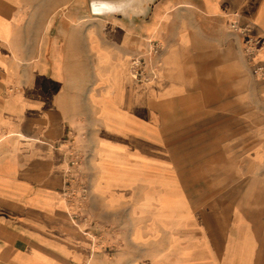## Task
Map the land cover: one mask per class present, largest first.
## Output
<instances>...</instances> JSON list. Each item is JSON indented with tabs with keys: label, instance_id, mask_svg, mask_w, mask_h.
Listing matches in <instances>:
<instances>
[{
	"label": "crops",
	"instance_id": "obj_1",
	"mask_svg": "<svg viewBox=\"0 0 264 264\" xmlns=\"http://www.w3.org/2000/svg\"><path fill=\"white\" fill-rule=\"evenodd\" d=\"M66 1L0 0V264H83L89 252L60 198L63 171L51 144L64 132L66 116L51 96L62 78L51 57V12ZM138 20L132 31L160 46L152 83L131 86L126 72L116 91L114 72L126 57L92 45L102 83L89 95L101 124L96 186L140 171L145 163L137 150L158 144L156 135L169 126L180 132V124L203 118L209 132L255 133L259 140L247 148L255 167L251 183L219 195L226 222L218 251L205 246L202 256L189 254L183 264H264V78L251 73L244 37L228 25L235 20L264 35V0H153ZM29 21L40 23L30 34ZM256 57L264 62V47ZM228 113L250 126H229Z\"/></svg>",
	"mask_w": 264,
	"mask_h": 264
},
{
	"label": "rangeland",
	"instance_id": "obj_2",
	"mask_svg": "<svg viewBox=\"0 0 264 264\" xmlns=\"http://www.w3.org/2000/svg\"><path fill=\"white\" fill-rule=\"evenodd\" d=\"M139 17L93 13L90 0H67L52 6L51 57L58 60L62 78L61 89L51 96L56 109L66 116L64 132L51 144L62 165L60 198L69 220L89 243L83 264H183L189 254L202 256L205 246L218 251L219 226L226 222L220 214V192L243 189L255 173L247 148L259 135L209 132L207 122L195 118L191 124H180L176 128L180 132H172L169 126L167 132L156 135L158 144L137 150L145 164L140 171L132 169L127 180L96 186L101 124L98 107L92 105L89 95L98 92L102 83L95 76L92 45L108 50L112 58L126 57L123 69L114 72L116 91L123 88L126 72L131 86L152 83L154 77L140 84L130 75L134 56L144 59L147 71L152 68L157 73L148 39L132 31ZM39 24L25 22V31L30 34ZM228 115L229 126L246 129L251 124L249 119L237 122ZM211 124L218 125L219 120L213 119ZM71 159H75L74 166ZM68 168L74 177L71 195L64 193ZM81 183L87 188L83 197L78 190ZM205 210L210 214L208 211L206 216ZM90 255L93 261L87 263Z\"/></svg>",
	"mask_w": 264,
	"mask_h": 264
},
{
	"label": "built area",
	"instance_id": "obj_3",
	"mask_svg": "<svg viewBox=\"0 0 264 264\" xmlns=\"http://www.w3.org/2000/svg\"><path fill=\"white\" fill-rule=\"evenodd\" d=\"M230 29L241 33L244 37L243 42V53L250 63L251 73L258 78H264V62L260 61L256 55L259 50L264 47V35H258L252 31L249 25H239L237 21L231 20L228 22ZM150 52L155 56L159 49V43L156 40H149ZM159 63V62H158ZM130 75L133 81L137 83H144L148 81L151 77H155V70L150 68L149 71L145 69L144 59L141 56H134L131 59ZM71 166L75 165V159L70 160ZM68 175L64 183V193L71 195L74 193L73 181L74 177L71 178V169L68 168ZM80 196L86 194L87 188L84 183H81L78 187Z\"/></svg>",
	"mask_w": 264,
	"mask_h": 264
},
{
	"label": "water",
	"instance_id": "obj_4",
	"mask_svg": "<svg viewBox=\"0 0 264 264\" xmlns=\"http://www.w3.org/2000/svg\"><path fill=\"white\" fill-rule=\"evenodd\" d=\"M153 0H90L93 13H121L124 16H142L147 13ZM134 5H140L138 11L132 10Z\"/></svg>",
	"mask_w": 264,
	"mask_h": 264
},
{
	"label": "bare ground",
	"instance_id": "obj_5",
	"mask_svg": "<svg viewBox=\"0 0 264 264\" xmlns=\"http://www.w3.org/2000/svg\"><path fill=\"white\" fill-rule=\"evenodd\" d=\"M140 9H141L140 5H134V7H132V10L134 11H138Z\"/></svg>",
	"mask_w": 264,
	"mask_h": 264
}]
</instances>
